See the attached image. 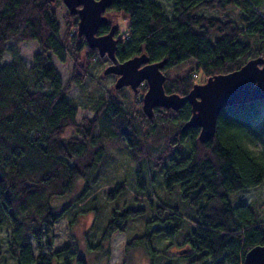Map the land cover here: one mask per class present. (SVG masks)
<instances>
[{
    "label": "trees",
    "instance_id": "trees-1",
    "mask_svg": "<svg viewBox=\"0 0 264 264\" xmlns=\"http://www.w3.org/2000/svg\"><path fill=\"white\" fill-rule=\"evenodd\" d=\"M166 1L169 12L157 0H113L110 8L129 21L117 36L118 59L141 53L151 62L167 59V93L186 95L199 73L207 79L264 58V0ZM63 5V0H0V226L8 228L15 264H54L64 252L69 255L63 264H89L75 237L51 249L56 223L77 203L82 206L69 219L70 229L79 214L91 210L96 225L108 202H95L94 183L110 150L124 147L135 161L131 199L138 204L109 206L99 237L90 238L94 230L85 236L89 253L104 256L108 264L112 236L143 220V231L126 241L127 259L144 247L150 264H175L178 257L184 264H243L249 249L264 244V215L252 204H234L229 194L264 181V128L255 122L264 99L224 107L206 142L199 139L200 127L183 129L192 115L190 103L178 110L155 107L148 117L146 82L136 90L112 86L95 99L93 114L79 121L71 88L89 80L95 61L111 60L78 34V14L66 9L61 21ZM114 16L97 34L110 30ZM11 40L37 41L31 65L8 45ZM6 52L11 62H3ZM54 56L73 62L65 81ZM69 128L76 135H68ZM158 174L165 193L154 189ZM81 182L79 195L53 204L74 194ZM175 188L193 208L189 214L179 198L177 203L167 196ZM122 189L125 183L119 181L107 200ZM159 237L165 238L160 248L154 245ZM176 241L184 248L170 257L166 250Z\"/></svg>",
    "mask_w": 264,
    "mask_h": 264
},
{
    "label": "rangeland",
    "instance_id": "rangeland-1",
    "mask_svg": "<svg viewBox=\"0 0 264 264\" xmlns=\"http://www.w3.org/2000/svg\"><path fill=\"white\" fill-rule=\"evenodd\" d=\"M157 1L160 2L168 12L170 11V6L166 0ZM66 9L67 7L64 4L58 11L61 21L64 20L63 14H65ZM115 12L116 11L114 9L109 8L106 10L105 14L108 18L111 17L112 14L115 15L114 20L116 22L114 24H116L119 29V32L115 35L117 37L123 35L127 31L129 21L123 12ZM8 45L10 47L16 46L28 65L32 64L33 54L39 50V45L35 40L20 42L11 40L8 42ZM12 58V55L9 52H6L3 56V62H11ZM54 62L59 72L61 73L63 81H65V79L69 77L70 72L72 71L73 62L70 58L62 62L56 56H54ZM111 63L95 61L91 67V75L89 80H87V82H85L81 86L76 85L71 88L69 92V98L78 105L77 119L79 121L84 116H91L93 114L95 99L98 96H103L106 90L115 85L117 77L112 75L105 77L103 75L104 70ZM207 79H205L199 73L197 82L204 83ZM125 92L127 95H129L127 91ZM255 122L261 128H264V107L261 109L259 116L255 119ZM67 134L76 135V131L72 128H69L67 129ZM134 166L135 161L131 156L130 150L128 148H112L108 154L107 162L101 168L98 176L99 178L94 183L92 193L95 195V202L107 201L108 206L104 207L102 214H100L99 218L97 219L96 225H92L95 217L93 210H91L87 212L88 214H79L73 228L70 229L69 219L73 218L74 211L81 208L82 206V204H73L72 208L68 212H66V214L56 223L54 245L51 249L59 248L67 243L69 239L75 237L79 239L80 242V247L78 248L79 251L82 255L86 256L89 264H106V259L104 256H101L97 253L88 252L87 248L85 247V236L89 234V231L94 230V232L90 233V238L93 239L95 236L99 237L100 231L109 214V206L123 207L126 204H138L137 201L131 199L134 198V194L132 195V193L136 186L134 181L135 174L133 173ZM144 174L145 176H148V173L146 171L144 172ZM154 178L156 180V184L154 185V189L156 190V192L165 193L162 176L158 174ZM119 181H124L125 189L120 190L113 196V198L107 200V194L116 188V184ZM82 186L83 182H81L77 186L74 194H72L71 196H67L64 199L55 198L53 200V204L57 205L61 202H67L70 200V198L79 195L82 190ZM177 188L179 189V186H177ZM167 196L177 203H179L180 200L181 203H179V206L186 214H189V212L193 210L188 201L182 199L180 194L177 193L176 188L171 194L169 193ZM229 198L234 204H236V202L252 204L262 215H264V181L257 186L230 193ZM143 229V220H137L135 222H132L126 231H117L110 240V259L108 261V264H150L151 254L148 251L146 252V249L144 247L135 249L132 255L128 257V259L125 252L127 239L136 233H141ZM8 233L9 231L7 227L0 226V264H15V258L12 256L8 248ZM179 240L180 238L178 237V241ZM178 241L171 244V246L166 250V253L170 257L175 254L180 255V249L184 248V245H181ZM164 243L165 238L159 237L158 240L154 242V245L155 247L160 248L164 246ZM67 255H69V253L67 252L61 253L58 259L55 258L54 264H63L62 261ZM58 260L61 261V263H58ZM173 261L175 264H184L186 260L184 258L178 257L174 258Z\"/></svg>",
    "mask_w": 264,
    "mask_h": 264
},
{
    "label": "water",
    "instance_id": "water-1",
    "mask_svg": "<svg viewBox=\"0 0 264 264\" xmlns=\"http://www.w3.org/2000/svg\"><path fill=\"white\" fill-rule=\"evenodd\" d=\"M54 1V0H52ZM72 14L79 15L78 34L84 35L90 48H97L100 56L112 61L104 74H115V88L130 86L136 90L146 82L148 89L143 96V111L152 117L155 107L181 109L186 103L192 106V115L183 129L200 127L199 139L210 140L216 133L219 115L226 106L264 99V58L249 59L240 68L208 77L204 83H195L186 95L167 93L164 88L163 68L167 59L151 62L146 53L121 61L116 55L118 26L113 24L102 35L97 34L109 18L106 10L113 0H63ZM243 264H264V244L249 249Z\"/></svg>",
    "mask_w": 264,
    "mask_h": 264
}]
</instances>
